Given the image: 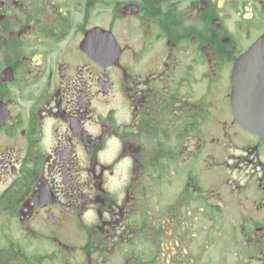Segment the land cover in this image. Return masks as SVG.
I'll return each mask as SVG.
<instances>
[{
  "label": "flooded vegetation",
  "instance_id": "af4514ba",
  "mask_svg": "<svg viewBox=\"0 0 264 264\" xmlns=\"http://www.w3.org/2000/svg\"><path fill=\"white\" fill-rule=\"evenodd\" d=\"M263 34L264 0H0V264H264Z\"/></svg>",
  "mask_w": 264,
  "mask_h": 264
},
{
  "label": "water",
  "instance_id": "95a60500",
  "mask_svg": "<svg viewBox=\"0 0 264 264\" xmlns=\"http://www.w3.org/2000/svg\"><path fill=\"white\" fill-rule=\"evenodd\" d=\"M233 106L239 122L264 138V35L236 62Z\"/></svg>",
  "mask_w": 264,
  "mask_h": 264
}]
</instances>
